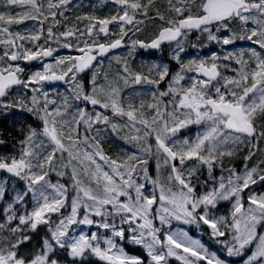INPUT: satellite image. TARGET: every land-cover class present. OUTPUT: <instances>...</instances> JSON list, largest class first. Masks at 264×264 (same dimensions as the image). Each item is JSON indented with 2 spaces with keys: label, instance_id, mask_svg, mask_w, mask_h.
Instances as JSON below:
<instances>
[{
  "label": "snow or ice",
  "instance_id": "obj_1",
  "mask_svg": "<svg viewBox=\"0 0 264 264\" xmlns=\"http://www.w3.org/2000/svg\"><path fill=\"white\" fill-rule=\"evenodd\" d=\"M114 2L115 14L84 13L75 17L86 21L83 26H67L65 13L74 7L70 0H0L5 9L0 11V111L26 109L39 122L22 132L17 154L0 156V170L25 182V190L3 209L0 264H82L86 254L105 264H146L117 238L142 246L147 264H169L172 257L181 264H229L173 221L206 225L228 257L264 264V231H258L264 228V192L250 188L264 181V160L247 163L264 151L259 147L264 144V0H168L165 11L153 0ZM13 7L23 11L14 14ZM144 19L159 23L152 38L125 40L129 32L141 30ZM24 20L37 23L23 32L11 29ZM116 21L110 32L109 24ZM192 32L197 38L207 34L222 52L181 60ZM237 40L259 50L223 47ZM163 42L179 65L171 75L167 64H153L145 74L113 57L122 64L119 78L114 81L104 72L97 82L110 50L125 43L129 53L137 47L159 49ZM52 45L75 48L77 54L53 57ZM46 57L53 61L26 76L25 68L13 63ZM221 68L234 75H223ZM86 70L90 89L81 75ZM166 78V88H159ZM120 80L152 87L122 94ZM51 81L64 82L66 92L50 96L45 82ZM189 125L199 126L195 136L176 135ZM121 128L128 129L124 138L138 150L106 154L101 134ZM245 144L250 146L243 171L225 170L223 158ZM217 166L221 174L214 177ZM201 168L211 184L196 175ZM53 172L67 179L53 183ZM4 195L0 184V199ZM221 201H230L231 209L218 215ZM40 225L46 234L26 244ZM92 226L97 230H85Z\"/></svg>",
  "mask_w": 264,
  "mask_h": 264
},
{
  "label": "rangeland",
  "instance_id": "obj_2",
  "mask_svg": "<svg viewBox=\"0 0 264 264\" xmlns=\"http://www.w3.org/2000/svg\"><path fill=\"white\" fill-rule=\"evenodd\" d=\"M0 7H2L3 10H5L2 4H0ZM109 7H111V6H108L107 8H109ZM14 8H16L19 12L23 11L22 7H13L11 9V11ZM117 8L114 11H116ZM72 11H73V9L70 8L65 14L70 13ZM71 18L72 17H70V19ZM24 21H25V23L30 24V25H28V27H27L25 25H20L19 26L18 24H13L11 26V29L13 31L14 30H19V31H22V32L25 31L26 28L30 30L34 24H31V20H24ZM83 23H86V22H83ZM116 23H119V21H116V22H113L112 24H109L108 27L111 28V30H113L115 28V24ZM80 25L82 26V24H80ZM154 25H156V24H154ZM46 26L47 25L45 24V27ZM67 26H72V25H67ZM126 27H130V26H126ZM158 27H159V23H158ZM54 30H55V27H54ZM155 31H156L155 27H151L150 25H147L146 27H144L141 30L139 35L140 36H147V35H151L152 33L154 34ZM152 36L150 38H152ZM128 37H132V32L128 33ZM142 39L143 40H147L148 38L143 37ZM41 41H43V37H41ZM37 43H40V41H38ZM52 46L56 47V45H52ZM214 46L215 47H219V51L218 52L216 51V52L220 53L221 52L220 51V47L221 46L216 44L215 42H214ZM129 48H130V45H129ZM2 51H3V45H0V55H2ZM69 54H71V55L77 54L76 53V49L75 48L68 49V48H64V47L61 46V47H56V51L53 52V57L59 56V55H69ZM137 55L138 54L136 52H132L130 54L115 55L113 57H119L120 60H125L126 59L127 62H128L129 67L132 70L133 69H137V68H144L146 66H144L142 64L146 63L147 64V70L145 72H142V73H145V74L147 73L148 69L153 64H162V61L159 58L158 59L144 60L142 57H139ZM113 57L105 60L104 63L100 66V68L97 70L98 71V75H97V82L98 83H100L101 80H102V76L100 74H102L104 72H106L108 74L109 78L113 79L114 81L119 78L117 76L122 71V64L117 59H114ZM181 60H183V59H181ZM52 61H53V59L51 61H49V62H52ZM20 62H24V61H17L16 63H19L22 67L25 68V73L22 74V75H25V76L29 75L31 73V71L42 67V65H41V66H35V67H32V68H26ZM132 62H133V65H131ZM142 70L144 71V69H142ZM139 72H141V71H139ZM188 76L185 77V80H187ZM90 80H91V74L89 76V81ZM142 85H144V84H142ZM146 85L147 84H145V87H146ZM161 85H163V86H161ZM120 86L122 88V94L123 93L132 92V90L129 88V86H133V84L129 83L127 85H124L123 81L120 80ZM160 86L162 87L161 89L166 88L167 83H164L163 81H161V83H160V85H158V87L160 88ZM147 87L150 88L152 86L147 85ZM45 88L47 90H49V95L50 96H56L57 94H64L66 92V90H67V85L65 87H63V88L51 89V88H48L46 86H45ZM85 88H86V86H85ZM143 90H144V88L141 89V91H143ZM30 95H31V93L29 92V97H30ZM144 98L145 99H149L150 97L145 96ZM14 111H15V115L18 116L17 120H18V123L20 125L19 127H21L24 130V128H23V117H22V113L24 112V109L11 108L5 113L11 115V114L14 113ZM2 112L3 111H0V120L2 119L1 118V113ZM19 118H21V119H19ZM38 123H39L38 121L35 122V125H38ZM19 127H18L19 134L17 136L22 135L21 132H20L21 128H19ZM198 128H199V126H197V125H189L187 128L179 129L177 131L176 135L180 136V137H183V136H195ZM257 128H258V130H261L259 125H257ZM127 133H128V129H126V128L119 129L117 133H112L111 131H106V132L102 133L101 136L104 138L103 148H104L105 153L108 154V155H124L125 153H129V152H132V151H137L138 149L136 148V146L134 144L130 143L127 139L124 138ZM13 137H16V136H13ZM2 146H3V144H0V147H2ZM249 146L250 145L245 144V145L241 146L239 148V150L235 151L234 155L232 157H224L223 158V160H224L223 168L225 170H227L229 167L234 166L237 169V171H241L242 172L243 169H244V164H245L244 157L248 155ZM14 147H16V148H14ZM259 147L261 149H264V144H260ZM8 148H9V152L8 153H0V156H8V155L17 154V152L19 151V148H20V144H17V145L11 144V145H9ZM261 160H264V151L256 152L255 155L253 156V158L251 160H249L247 163H248V166L251 167L253 164L259 165ZM149 174L153 175V176L155 175V164H154V162L152 160L149 161ZM220 174H221V167L220 166L215 167L213 169L212 176L219 177ZM196 175L200 177L201 181L207 179L209 181V184L212 183L211 177L208 176V172H207L206 168L199 169L197 171ZM3 177L4 176L0 175V184H3L4 187H5V195H4L3 199H0V201L1 202L5 201V196H6L7 193L9 195H11V196H9L10 198H8L5 201V204H4V207H5L8 202L12 201V199L14 198V196H15V194L17 192H23L25 190V182L23 180H21V179H16V180L9 181L7 178H3ZM49 178L52 180L53 183H56L57 180H59L60 182L63 183L67 179L66 177H64V178L57 177L54 172L49 174ZM146 187L150 188L151 186L150 185H146ZM250 188L251 189H255L257 192H264V181H259L258 180L256 184L250 185ZM247 193H248V190L246 189L244 194H243L244 197H245V201H246ZM222 204H224V206L223 207H219ZM153 207L155 208L156 206L154 205ZM217 208H218V212H217L218 215L226 214L231 209V203H230V201H221L217 205ZM53 218L55 219V215H54ZM156 223H158V221ZM176 225H179L180 227L186 228L189 231L190 235H192L194 238H199L201 240V242L204 243L209 248L210 251H213V250L217 251V254L220 255L221 258L227 259L229 261V264H242V261H243L244 257H228L226 252L223 251L222 246L219 243H217L216 238H213V237H211L209 235L210 229L206 225H201V226L197 227L196 225H183L180 222L173 221V226H176ZM40 227H45V226L44 225H40ZM82 227H84V226H82ZM85 230L86 231H95L97 229L95 228V226H92L91 229L85 228ZM99 231L100 232H104L105 230L99 229ZM258 231H264V228H258ZM221 239H223V238H221ZM117 243L122 244L126 251H127V249H126L125 245L126 246H131L133 248L142 247L140 245H136V244L128 241L127 239L124 240V241H120L117 238ZM131 255H133V254H131ZM91 257H93V258L97 259L99 262L105 264V262L99 260V258L95 257L94 255H91ZM172 261H175V262L173 263ZM169 264H181V262L176 260V258L172 257V258H169Z\"/></svg>",
  "mask_w": 264,
  "mask_h": 264
},
{
  "label": "flooded vegetation",
  "instance_id": "obj_3",
  "mask_svg": "<svg viewBox=\"0 0 264 264\" xmlns=\"http://www.w3.org/2000/svg\"><path fill=\"white\" fill-rule=\"evenodd\" d=\"M153 2L155 5L160 7L161 11H165L167 9L168 0H153ZM70 3L72 5H74V7H71L73 9V11L70 13H67L65 15L68 17H72V18L69 19L68 21H65L64 22L65 25H73V24L80 25V24H82V26H83V24H84L83 22H86V21H76L75 17L77 15H81L84 13H90V14H94V15H97L100 17H104V16H108L111 14H115L114 10L118 7L117 5H115L114 0H70ZM108 6H111V7L107 8ZM12 12L15 14L19 11L16 8H14L12 10ZM149 15L150 16L154 15V12L152 10H150ZM32 23H34V22L31 20V24ZM154 24H156L157 26ZM147 25H150L151 27H155L156 31L158 30V23L155 21H151L149 19H144V23H143L141 30L144 27H146ZM235 27L238 29L239 25H236ZM109 29L111 32V28H109ZM141 30L139 32H135L134 35L132 33V38L142 39L143 37H146L148 39L145 41H148L149 38L153 35V33L151 35H147V36H140L139 33L141 32ZM206 35L207 34H200L199 38H197L196 32L190 33L184 42L185 51L182 53L183 55L180 54L181 59L187 60L189 58L205 57V56H210V53L212 51L218 52L219 47H215L214 42H208L206 40ZM100 38L103 39V36L101 35ZM127 39H128V36L125 37V40H127ZM223 47H225V48L235 47L236 49H240V48L247 49L248 47H255V48H257V50H259L258 45H254L250 41H240V40L235 41V43L233 45H228V46H223ZM128 50H129V44H127V43L122 44L121 48L115 50L113 53H111L109 56H107L104 59V61L110 57L115 56V55L130 54ZM172 51H173V49H172V47L169 46V44L168 45L163 44L157 52H154L152 48H140V47H137L135 49V51H133V52H136L138 54L137 56L143 57V58L160 57L159 59H161L162 64H167L169 66L170 75H171L172 73H174L175 71H177L179 69L178 63L172 58ZM220 51L222 52V46L220 47ZM221 71H222V74L225 76L234 75V73L231 70H226V69L222 68ZM188 75L192 76V75H196V74L188 73ZM163 82L167 83V78ZM133 86H129V88L131 90H133L134 88L137 90H141L142 87H144V89H148L147 85L145 87V84L144 85L133 84ZM161 86H163V85H161ZM161 86H160V88H162Z\"/></svg>",
  "mask_w": 264,
  "mask_h": 264
},
{
  "label": "trees",
  "instance_id": "obj_4",
  "mask_svg": "<svg viewBox=\"0 0 264 264\" xmlns=\"http://www.w3.org/2000/svg\"><path fill=\"white\" fill-rule=\"evenodd\" d=\"M35 122L37 121H25L24 124H23V128L24 130L29 126H36L35 125ZM19 123L15 120H9V117H6L4 116L1 121H0V139H3L4 140V143L2 147H0V153H8L9 152V145L11 144H14V145H17L19 144V140L21 138V135L17 136L19 134V130H18V127H19ZM21 128V127H19ZM22 128H21V134L22 132L24 131ZM13 136H16V137H13ZM16 148V147H14ZM154 172V171H153ZM2 176H4L3 178H7L9 181L11 180H16V179H13V178H10L9 176L7 175H4L2 174ZM11 195H9L8 193L6 194L5 197H9ZM27 199V198H26ZM224 204L220 205L219 207H223ZM3 209H4V202H1L0 201V221H3L4 220V212H3ZM37 233L39 235H37ZM46 234V227H39L37 229V232L36 233H33V240L31 241H28V242H25L26 244H34L36 242V240L39 239L40 236H43ZM126 248L132 252L133 254L135 255H140V256H143L145 258V262L147 264V255H146V252L144 251V249L142 247H130V246H126ZM70 259V258H69ZM173 263L175 261H172ZM82 264H103L101 262H99L97 259L91 257V255L89 254H86L83 261H82Z\"/></svg>",
  "mask_w": 264,
  "mask_h": 264
},
{
  "label": "water",
  "instance_id": "obj_5",
  "mask_svg": "<svg viewBox=\"0 0 264 264\" xmlns=\"http://www.w3.org/2000/svg\"><path fill=\"white\" fill-rule=\"evenodd\" d=\"M163 43H168V42H163ZM169 44V43H168ZM121 48V47H120ZM117 49H119V48H117ZM112 50H114V49H112ZM109 53V52H108ZM108 53H106L105 54V56L108 54ZM104 56V57H105ZM50 57H46V59H49ZM37 60H33V61H27V65H30V64H32V63H35ZM87 71H89V70H86V72ZM47 84H52V85H55V84H64V82H62V81H51V82H46ZM1 172H5V173H7L5 170H0ZM10 175H12V174H10Z\"/></svg>",
  "mask_w": 264,
  "mask_h": 264
}]
</instances>
